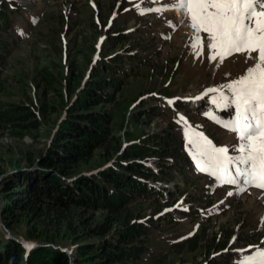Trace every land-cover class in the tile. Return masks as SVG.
I'll return each mask as SVG.
<instances>
[{"label":"rangeland","instance_id":"obj_1","mask_svg":"<svg viewBox=\"0 0 264 264\" xmlns=\"http://www.w3.org/2000/svg\"><path fill=\"white\" fill-rule=\"evenodd\" d=\"M14 1L18 11L12 18L20 31L0 30V40L7 41L6 48L0 50V81L4 86L0 101L5 107L29 106L40 127L19 139L0 133V165L5 172L36 160L66 114L61 100L69 105L83 88L80 81H85L102 57L119 55L117 62L124 69L121 85L107 90L111 101L98 107L111 115L110 145L140 144L156 133L168 139L164 146L167 154L160 161L156 157L141 160L154 174L162 169L159 176L148 180L157 192L128 208L130 220H139L148 229L141 239L144 250L135 264H212L210 260L213 264H240L244 257L264 250V189L221 183L201 171L197 160L190 171L177 151L186 153V146L191 145L186 135L189 128L216 146L238 143L235 133L206 116L220 109L212 104L217 93H205L244 75L257 62V53L251 58L234 53L223 61L211 59L208 34L201 32L200 45L194 48L197 34L190 17L178 8L164 10L174 0ZM26 14L35 15L33 27L28 25L33 17ZM121 33L128 37L109 41ZM69 70L68 94L65 76ZM43 72L53 81L46 82ZM197 96L202 98L194 99ZM154 101L167 108L160 103L153 107L155 111H146L144 105ZM112 146L105 154L102 148L95 149L76 171L96 172L113 164L117 156ZM239 187L247 190L240 192ZM1 208L0 192L1 233L24 248L25 242L34 246L40 242L28 236L27 223L6 228ZM80 244L63 241L57 246L73 258Z\"/></svg>","mask_w":264,"mask_h":264},{"label":"trees","instance_id":"obj_2","mask_svg":"<svg viewBox=\"0 0 264 264\" xmlns=\"http://www.w3.org/2000/svg\"><path fill=\"white\" fill-rule=\"evenodd\" d=\"M17 11V3L1 1L0 30L9 28L13 31L15 21L12 17ZM127 37L121 33L111 36L109 41L115 43ZM6 46L7 41L0 40V50ZM119 58V55L109 59L102 57L101 63L91 70L85 81H80L83 88L69 100L70 104L61 100L66 114L50 143L34 162L14 166L10 172H5L0 165L2 223L8 229L27 223L28 236L40 241L27 250L0 232V264L137 263L144 250L141 239L147 236L148 229L145 223L130 220L132 215L128 208L136 200H145L157 192L149 186L148 180L159 176L162 169L160 174H154L141 160L156 157L160 161L167 154L164 146L168 139L162 136L163 133H156L151 140L140 141V144L119 148L110 145L111 115L98 107L111 101L112 95H108L107 90L118 89L121 85L124 69L117 62ZM43 73L46 82L53 81L48 79V73ZM71 75V70L66 72L65 91L68 94L71 92L68 84ZM3 89L0 81V91ZM160 103L154 101L144 106L146 111L153 112V107ZM39 127L36 113L29 106L5 107L0 101V133L19 139ZM111 146L117 156L113 164L100 167L96 172L76 171L81 163L92 157L95 149L102 148L105 154ZM177 151L184 165L192 171L189 148L186 153ZM195 239L191 241L190 249ZM63 241L81 242L75 248L73 258L58 248L57 244ZM227 243L228 239L222 247Z\"/></svg>","mask_w":264,"mask_h":264},{"label":"snow or ice","instance_id":"obj_3","mask_svg":"<svg viewBox=\"0 0 264 264\" xmlns=\"http://www.w3.org/2000/svg\"><path fill=\"white\" fill-rule=\"evenodd\" d=\"M169 8H178L190 17L197 34L194 48L200 45L199 34H208L213 50L211 59L219 57L223 61L234 53H246L251 58L257 53V62L244 75L205 93H217L212 104L221 111L230 110L226 119L215 115L211 118L235 133L238 143L216 146L191 128L186 135L196 151L201 171H207L221 183L264 189V0H174L164 10ZM238 190L243 192L247 188ZM25 247L30 249L34 245L25 242ZM240 264H264V250L244 257Z\"/></svg>","mask_w":264,"mask_h":264},{"label":"bare ground","instance_id":"obj_4","mask_svg":"<svg viewBox=\"0 0 264 264\" xmlns=\"http://www.w3.org/2000/svg\"><path fill=\"white\" fill-rule=\"evenodd\" d=\"M188 21V20H187ZM189 23V22H188ZM195 32V31H194ZM230 67H231V65H230ZM235 72V71H234ZM237 72V71H236ZM241 75V74H240ZM243 75V74H242Z\"/></svg>","mask_w":264,"mask_h":264}]
</instances>
